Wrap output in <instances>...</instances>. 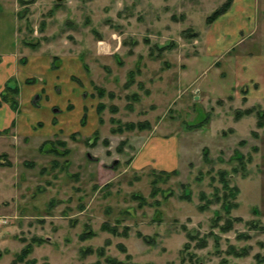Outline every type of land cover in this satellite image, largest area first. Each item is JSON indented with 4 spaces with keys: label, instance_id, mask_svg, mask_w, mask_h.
<instances>
[{
    "label": "rangeland",
    "instance_id": "rangeland-1",
    "mask_svg": "<svg viewBox=\"0 0 264 264\" xmlns=\"http://www.w3.org/2000/svg\"><path fill=\"white\" fill-rule=\"evenodd\" d=\"M226 2L0 0V32L16 8L20 49L38 42L54 69L79 56L72 82L103 104L99 124L84 118L63 85L71 114L36 116L20 157L0 156V264H264V0L211 19ZM67 122L79 134H52ZM165 135L177 172L156 150L132 164Z\"/></svg>",
    "mask_w": 264,
    "mask_h": 264
},
{
    "label": "crops",
    "instance_id": "crops-1",
    "mask_svg": "<svg viewBox=\"0 0 264 264\" xmlns=\"http://www.w3.org/2000/svg\"><path fill=\"white\" fill-rule=\"evenodd\" d=\"M237 3H239V0L238 2L234 0L231 11L235 9ZM0 5L2 4L0 3ZM3 6L6 8L2 12V19L8 25V32L5 34L0 32V146L4 145L8 147L11 144L13 149L11 151L9 149V152H6L3 150L5 147L1 148L0 156L3 155L5 158L7 155H13L11 157L17 158L19 154L17 150L20 146L25 147L28 145L29 131L37 123L35 121L36 119H34L36 116H40L45 120L47 119L49 123H53L52 120L58 118V115H55V113L57 111L61 112L59 106L62 108V112L66 110L68 116L74 110L75 105L70 99L63 98L62 105H57L56 95L62 93L61 87L63 85L68 86L72 91L73 98L79 103L82 115L84 116L86 113H89L99 124L97 113L98 100L92 96L93 91L87 85L86 81L84 88L85 90L89 89V93L84 92V88H75L72 82L74 78H80L81 76L79 74L81 73L86 76L79 56L62 54V58H60L61 66L59 68L55 67L56 69H54L53 63L59 60V58L48 55L44 48H34L30 45H25L23 46L25 50L28 48L33 49L32 54H25L19 45L20 31L18 27L17 9L7 5ZM23 66L28 67L25 69ZM44 74L48 75L47 80ZM29 79H34V82L38 79L39 82L30 84L28 82ZM11 81L16 82L19 88V94L16 97L18 100L17 108L13 107L10 102L2 99V92ZM89 82H92V80L90 81L89 79ZM37 93H40L39 97L42 100L40 102L41 104L39 103L40 106L37 107H43L45 109L42 114L38 113L35 107L36 105L33 103L34 96ZM34 102L38 103L37 100H34ZM36 111L37 113H33ZM68 123H61L60 125L62 127L58 129L59 131L53 127L52 134L57 137V134L63 136L76 134L77 131H70L71 129L67 126ZM155 137L150 139L144 148L136 153L132 164L138 168L153 165L152 162H154V159L151 158L150 154L156 150V153L162 156L159 159L160 165L158 164V166L164 169H175L178 161L177 139L175 138L173 140L166 135ZM0 162L3 163L2 160Z\"/></svg>",
    "mask_w": 264,
    "mask_h": 264
},
{
    "label": "trees",
    "instance_id": "trees-1",
    "mask_svg": "<svg viewBox=\"0 0 264 264\" xmlns=\"http://www.w3.org/2000/svg\"><path fill=\"white\" fill-rule=\"evenodd\" d=\"M232 3H233V0H227V2L222 5V7H220L219 9H216L213 12V14H212L213 17H211V19H216L218 16L222 15L223 13H225L231 7ZM25 44L26 45H30L31 47H34V48L38 47V45H39L38 42H31V41H28V40L25 41ZM54 66H55V64H54ZM28 82L29 83L34 82V79H29ZM95 87H96V89H98V91L100 93L99 94L100 97H102L104 95V89L100 88L97 85H95ZM18 94H19L18 86L16 84L12 83V81H11L10 83L7 84V86L5 87V90L2 92V99L5 100V101L10 102L13 107L17 108L18 107V100H17L16 97L18 96ZM102 109H103V104H102V102H99V104H98V112L100 113L102 111ZM254 109H255V107L246 108L245 110L238 112L237 115H236V118L238 119V117L242 116L241 114L249 115V114H251V112L254 111ZM86 115H87V113L84 115V118L86 117ZM260 117L264 118V111L260 112ZM263 124H264V122L262 120L258 121V125L259 126H263ZM127 126L129 127V125H127ZM133 126H134V124H130V127H133ZM52 142H54V141L53 140L44 141L41 144V149L44 150V148L46 146L47 150L51 149V151H52L54 149V147L51 148V145L53 144ZM60 142H61V140H60ZM175 172H177V170H175V169L172 170V173H175ZM223 175H225V173ZM28 252L29 251L25 249L20 254V256H18L17 260H15L13 263H16L17 261H23L25 259V257H26ZM30 263H32V262H30Z\"/></svg>",
    "mask_w": 264,
    "mask_h": 264
},
{
    "label": "built area",
    "instance_id": "built-area-1",
    "mask_svg": "<svg viewBox=\"0 0 264 264\" xmlns=\"http://www.w3.org/2000/svg\"><path fill=\"white\" fill-rule=\"evenodd\" d=\"M3 222H6V220L0 218V225H1Z\"/></svg>",
    "mask_w": 264,
    "mask_h": 264
},
{
    "label": "water",
    "instance_id": "water-1",
    "mask_svg": "<svg viewBox=\"0 0 264 264\" xmlns=\"http://www.w3.org/2000/svg\"><path fill=\"white\" fill-rule=\"evenodd\" d=\"M59 1H61V0H59Z\"/></svg>",
    "mask_w": 264,
    "mask_h": 264
}]
</instances>
